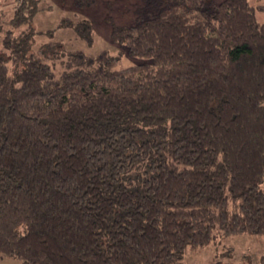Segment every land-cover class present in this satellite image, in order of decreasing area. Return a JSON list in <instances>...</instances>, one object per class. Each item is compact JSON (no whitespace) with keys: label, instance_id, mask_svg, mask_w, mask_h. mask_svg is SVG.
<instances>
[{"label":"trees","instance_id":"obj_1","mask_svg":"<svg viewBox=\"0 0 264 264\" xmlns=\"http://www.w3.org/2000/svg\"><path fill=\"white\" fill-rule=\"evenodd\" d=\"M130 1L134 22L111 30L144 59L128 67L35 50L40 0L17 5L0 49V258L184 264L218 236L264 235V6ZM62 26L91 43L87 21Z\"/></svg>","mask_w":264,"mask_h":264},{"label":"rangeland","instance_id":"obj_2","mask_svg":"<svg viewBox=\"0 0 264 264\" xmlns=\"http://www.w3.org/2000/svg\"><path fill=\"white\" fill-rule=\"evenodd\" d=\"M40 0L41 11L36 15L33 29L37 32L35 50L41 45L60 42L66 50H81L90 56L107 50L121 56L120 67L141 63L143 58L130 57L126 47L111 39L112 25H131L137 16L138 6L127 0ZM219 3L223 0H214ZM20 0H0V49L1 39L10 29V19ZM255 7L264 6V0H251ZM264 22V12L257 11ZM64 20L87 21L91 25L92 41L80 38L75 30L62 26ZM19 33V31H17ZM184 264H264V235L240 234L229 237L218 236L210 244L187 250ZM0 264H23L14 259L0 258Z\"/></svg>","mask_w":264,"mask_h":264}]
</instances>
